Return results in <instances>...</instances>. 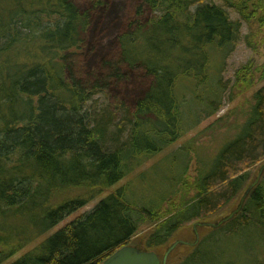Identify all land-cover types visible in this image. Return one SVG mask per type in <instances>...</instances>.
I'll return each instance as SVG.
<instances>
[{
	"label": "trees",
	"instance_id": "16d2710c",
	"mask_svg": "<svg viewBox=\"0 0 264 264\" xmlns=\"http://www.w3.org/2000/svg\"><path fill=\"white\" fill-rule=\"evenodd\" d=\"M205 1L138 0L139 19L147 10L159 17L128 24L108 53L98 32L115 28L112 6L95 22L92 9L83 12L74 0H0V264L15 257L9 264H102L132 244L165 251L186 225L216 217L254 182L257 173L247 184L251 170L264 164V50L256 47L264 48V0H221L222 7ZM242 23L247 45L263 61L250 60L225 84L223 61ZM88 33L78 73L72 58ZM214 58L221 60L216 69ZM121 85L124 91L113 90ZM224 95L231 114L197 135L206 138L207 162L189 184L188 161L174 166L165 208L137 205L129 184L113 189L218 113ZM96 97L102 104L89 107ZM234 116L239 120L228 123ZM190 147L173 157L188 160L197 151ZM224 227L233 235L249 227L264 234V172Z\"/></svg>",
	"mask_w": 264,
	"mask_h": 264
},
{
	"label": "rangeland",
	"instance_id": "374dc122",
	"mask_svg": "<svg viewBox=\"0 0 264 264\" xmlns=\"http://www.w3.org/2000/svg\"><path fill=\"white\" fill-rule=\"evenodd\" d=\"M205 2L208 5L222 7L221 0H206ZM74 3L83 12H88V9L91 8L92 10L89 15L95 22H98V20H100L99 18H102V16L105 18L108 17L107 12H105L107 6H112L115 9L114 14L116 26L113 31L110 30L107 34H105L103 31L98 32V40L102 46L109 48L108 53H113L115 49L114 37L119 33L126 31L125 29L128 24H131L133 21H144L148 20L149 18L153 19L159 17V13H156L157 15L153 14L151 16V13L147 10L141 14V19H139L137 9L140 8V4L138 0H74ZM93 5L96 6L93 7ZM225 11L229 14L231 21L239 20L238 15L233 10L225 9ZM247 35L248 28L245 23H242L240 40L237 43L234 51L223 61L221 69V79L225 82V84H230L234 78V73L250 60H254V62L257 64L263 61L261 55L258 56V53L255 54L247 45ZM91 40V35L88 33L86 35L87 46H85V48H82L81 50L79 49L77 51H74L75 55L73 56L72 60L77 65L76 67L78 69V73L83 67L82 56L87 52L88 45L89 42L91 43ZM256 47L260 53H262L261 51L264 50L263 47H260L258 45H256ZM219 63H221V60H219L218 58H214L213 68L216 69L219 66ZM262 85L263 84H261L260 86ZM226 86L228 87L229 85ZM113 90L124 91L125 87L122 85L118 87L114 86ZM126 93H124V98L129 101V94ZM248 96H250V94ZM223 99L224 100L221 103L222 107L218 111V113H215L214 116L202 121L194 131L184 135L175 145H172L170 148L166 149L158 155L152 156L146 161V163L143 162L144 164L142 163V165L138 169L140 171H137L136 175L139 179L137 177H134L135 175L131 174L121 183L114 186L113 189L115 190L118 189V187L120 188L122 185L129 184L132 193H134V199L137 205L144 208H148L151 205H161V208H165L167 201L173 199V179L176 176L174 166L181 165L183 164V162L188 161V168L186 171L187 175L185 178L187 181L186 184H189L190 179L193 180V178L195 177L194 173L197 172V174H199L198 171L200 167L207 162L209 151L207 150V147L201 145L202 142L206 144V138L205 136H203L202 140L199 141L197 135L198 133L214 124L218 118L229 116L231 114L234 105L232 103H228L227 95H224ZM109 100L115 104H119L121 102V100L117 98H109ZM100 104H102L100 98L96 97L93 100V104H91V106L89 107H98ZM238 120L239 117L236 118L234 116L230 117L227 122L233 124L234 121L236 122ZM217 131L222 132L218 129ZM222 135H218L216 142L220 143L223 141ZM184 145H188L189 149L191 148V145L193 149H197V151L194 152V154L192 153L188 160H183V158H181V160H176L175 157H173V153ZM196 155L197 158L195 157ZM155 166H158V168H156ZM260 169L261 167L259 166L251 170V178L247 184L252 181L256 173L258 175ZM169 180H172L170 185L168 183ZM239 192L231 199L230 202H227L223 206L219 207L221 212H219L216 217L206 218L198 222L216 223L227 214H230L234 210V208L237 207L240 199L242 198V195H240ZM160 193L166 194L159 195ZM107 195L108 193L97 198L94 202L84 207L78 213L65 219V221H63L58 227L51 231L49 235L54 234L64 225L72 222L76 217H78L79 214H85L93 210L94 207L100 202V200ZM150 197L153 198V201L151 203H149L151 201L149 199ZM165 197L167 198V200H163ZM193 225V223L186 225L181 231L174 235V237L169 241V244L176 241L191 243L194 239ZM143 233V231H139V234L135 237V242L137 241L138 237L142 239ZM195 233L199 234V242L197 243V245L195 247L177 246L169 255L167 264H191V260L196 256H198L200 259L203 258L205 260L204 262H200L199 264H264V234H260L253 227L241 229L240 232L236 235H233L232 229H229L227 227L217 230H212L208 227H197ZM248 242L249 245L246 246ZM157 252L158 254H162V252L164 254L165 251H163L162 249L158 250ZM14 260H16V257L5 264H9Z\"/></svg>",
	"mask_w": 264,
	"mask_h": 264
},
{
	"label": "water",
	"instance_id": "95a60500",
	"mask_svg": "<svg viewBox=\"0 0 264 264\" xmlns=\"http://www.w3.org/2000/svg\"><path fill=\"white\" fill-rule=\"evenodd\" d=\"M264 172V165L261 166V169L254 180V182L247 187L245 192L242 195L237 207L229 215L225 216L216 223H205L198 222L193 225L194 229V239L191 243L184 241L173 242L169 247L165 249V252L162 256H158L154 251H148L140 245H126L115 252H113L109 257H107L102 264H167L169 255L177 246H188L195 247L199 242V234L195 233L196 228L208 227L212 230H217L225 223L229 222L234 216H236L243 207V204L256 183L260 180Z\"/></svg>",
	"mask_w": 264,
	"mask_h": 264
}]
</instances>
